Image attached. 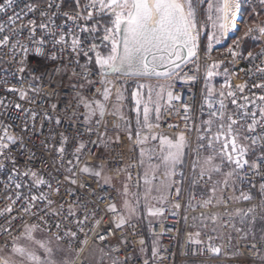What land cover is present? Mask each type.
I'll use <instances>...</instances> for the list:
<instances>
[{"label": "snow or ice", "instance_id": "snow-or-ice-1", "mask_svg": "<svg viewBox=\"0 0 264 264\" xmlns=\"http://www.w3.org/2000/svg\"><path fill=\"white\" fill-rule=\"evenodd\" d=\"M258 6L253 13L264 14V0ZM240 8V0H71L68 7L65 0H0V64L15 65L12 75L17 78L12 83L0 77V170L8 173L0 196L7 201L0 208V232L11 237L0 247V264H57L54 255L61 242L83 250L89 232L104 241L108 233L95 231L104 216L97 219L98 206L86 198L96 195L91 179L97 187L101 181L112 187L119 198L118 205L111 195L97 197L100 203L110 201L105 212L111 215L112 235L134 228V218L148 219L151 226L166 212L177 216L183 210L193 256L231 260L264 252V227L257 229L258 222L264 224V47L243 56L238 38L227 48L233 63L250 62L240 69L249 80L235 85V71L224 60L211 59L214 45L236 27ZM254 33L258 36L253 38L264 39V22L254 21L244 36ZM33 58L52 69L41 72L38 64L30 63ZM69 72V79L78 83L73 85L74 103L63 114L56 103L51 111L33 107L41 95L38 82L47 75L52 83L56 75ZM221 76L217 88L214 80ZM153 79L162 82H142ZM133 80L129 100L128 82ZM199 82L197 99L192 86ZM177 84L188 88L187 99L175 90ZM166 115L183 124L168 123L176 130L172 136L155 131ZM108 117L114 118L111 127ZM65 119L82 129L71 135L59 130ZM124 136L132 150L139 149V157L115 169L114 175L105 174L104 162L83 159L98 158L90 145H119ZM36 139L39 144L29 148ZM37 147L47 156L41 158L40 169L31 166ZM21 155L29 163L19 165ZM77 188L87 191L71 199ZM228 189L232 194L226 196ZM240 203L247 206L232 207ZM17 204L29 221L12 235L22 219L13 215ZM89 220L94 223L89 225ZM38 232L47 235L38 238ZM139 244L144 253L145 240ZM151 256L159 258L156 240ZM127 259L112 264H126ZM62 264L72 261L66 258ZM259 264H264V254Z\"/></svg>", "mask_w": 264, "mask_h": 264}, {"label": "built area", "instance_id": "built-area-1", "mask_svg": "<svg viewBox=\"0 0 264 264\" xmlns=\"http://www.w3.org/2000/svg\"><path fill=\"white\" fill-rule=\"evenodd\" d=\"M71 3V0H65V7H68V5ZM255 14V13H254ZM257 14H255L256 16ZM244 19V14L240 8L237 19L235 21L236 27L230 31L225 39L233 38L237 35V31L239 30L238 25H240ZM59 22V20H58ZM259 23V22H257ZM253 25V24H252ZM250 25V27H252ZM251 35L258 36V33H254ZM240 39V46L242 44L243 39L238 37ZM237 38V39H238ZM226 41V40H225ZM233 43H224L221 46H214V49L211 53V59L213 60H224L227 67H229L231 70L235 71L236 75L231 78V82L233 85L242 83L244 81H248L249 77L245 75L244 72L240 71V69H247L250 66V62L245 59H237L234 63L232 62V58L228 55H226L227 48L232 45ZM261 47H264V39H260V42L256 46L255 49H249L245 52L241 53L243 56H247L248 52L253 53H259ZM6 51V50H5ZM206 53V47L204 43L201 40V48H200V56L203 59L205 58ZM31 64H38L39 70L41 72H44L46 69L51 70L53 65L48 64L39 58H33L30 62ZM256 63H259V60L256 61ZM15 65L9 66L8 64H0V77H7L12 83H16V77L12 75V71L14 70ZM78 70V69H77ZM93 71H95V68L93 66ZM70 72L67 74H64L63 77H61L59 74L56 75L53 78L52 83H49V78L47 75L44 78L43 82H38L40 85L41 95L39 97H36V99L39 101V103L33 105V107L37 109H47L51 111L50 105L52 103L58 104V111L60 114H63V110L65 109L66 105L69 104L70 101H73V97L75 96V89L73 87L74 84L78 83L75 78L69 79ZM258 79V78H257ZM224 77H220L218 81L216 82V87L219 88L220 84L223 83ZM98 86V85H97ZM202 86V82H199L195 85H193V91L195 92L197 99H199V91L200 87ZM249 87H251V82H249ZM53 89L55 90L54 94L49 95L52 93ZM176 91H183L185 99L188 98L190 95L188 88L185 87L181 89L180 85L177 84L175 86ZM3 89H0V95H3ZM9 99H14V97L9 96ZM27 106V105H26ZM70 114V112H69ZM113 117H108L109 121V127H111V123L113 121ZM165 120L167 122H165ZM165 120H162L161 128L156 129L155 131L158 132H164L168 134L169 136H172L175 134L174 129H171L168 127V123H180L181 127L183 126L182 122L178 120V117L175 115H172L171 117H168L166 115ZM77 127H81V124H77L76 122L69 123L67 119H65V122L63 125L60 126L59 130L66 131L67 134L71 135L73 132L76 131ZM45 132L48 131V125H45ZM113 133L110 132V135ZM92 139H95V136L92 137ZM39 140L36 139L33 141V144L29 145V148H33V145H38ZM91 151L95 153L96 159H90L87 155L83 157L84 160H88L89 163L92 164H100L101 162H104L106 164L105 167V174L106 175H114V170L122 167L124 164L129 163L132 159H137V149L132 150L131 142L127 140V137H123V143L115 146L110 147H104L103 145H90ZM36 151L37 159L35 161L31 162V166L40 169L42 168L41 158L47 159L46 153L39 150V148L34 149ZM69 151H71V146H69ZM19 165H24L26 163H29L25 155L19 156L18 159ZM48 169L45 170L47 172ZM133 173L135 175V170H133ZM7 171L0 170V196L4 195L2 192L4 184L7 181ZM89 183L92 184V187L96 189V195L95 196H88L86 197L90 201H92L91 206L97 207V219L100 216H104V221L102 224L96 227V232H107L108 235L106 236V239L104 241H101L99 238H96L93 232H89L88 235V243L83 246V250H80L79 245H76V241H73V245H76L75 248H69V246L61 242L60 244L66 247L67 249L71 250L73 252V258H72V264H92L87 258H86V252L89 249V247L94 244L97 245L104 250L107 251L108 256L110 258V263L112 264V261L114 259H118L121 261H124L126 258V264H143L145 259H148L150 261V264H182L185 261H197V262H208V261H219L227 264H259V256L262 253H259L257 255H252V253H244L243 255H240L236 258H233L231 260L227 259L223 255H221L218 258L211 257L209 255H192V248L190 245L186 243V233L188 231L187 224L183 220V210H181L180 215L173 216L171 215V212H166L163 216L153 219L151 226L149 225V233L150 235H156L159 237V243L157 244L158 252H159V258L153 259L151 256V249L147 245V238L145 234L144 229V221L143 219L137 220L133 219L132 224L135 225V227H125L121 230L116 231L115 235H112V225L109 223V220L111 219V215L107 214L105 212V204L110 202L108 200H105L103 203H100L97 197H107L109 195L112 196V201L119 205L120 201L117 196L116 191L108 186L103 185V181L100 182L102 187H97V184L94 179L89 180ZM247 185L244 186V190H247ZM47 191V189H45ZM85 190L76 189L75 195L71 197V199H78L79 197L84 195ZM63 193V189H62ZM232 191L231 189H228L225 192V195H231ZM239 194V191L236 193ZM70 197L64 196V199L67 200ZM257 200L252 201V203H257ZM7 201L0 199V208L5 207ZM246 203H240V204H233L232 207H246ZM166 208H171L170 204L165 205ZM222 210V209H221ZM13 215L16 216H22V219H18L16 223L13 226L12 235H18L22 230V225L24 222L29 221V216L23 215L20 211V204H17L15 206V210L13 212ZM191 215V213L189 214ZM31 222L38 223V220L33 219ZM54 222V221H53ZM4 220L2 217H0V225H3ZM94 223L93 220H89L88 224L92 225ZM52 231H55V228L52 229ZM87 231V229H85ZM47 234V233H46ZM235 236L236 234L233 233ZM80 239H85L83 233H79ZM11 240L10 236L6 237V234L0 232V247L4 246L5 239ZM144 239L146 248V251L144 253H141L139 251L140 244L139 240ZM121 240H126V244H122ZM251 240V237H249V241ZM236 241H234L235 243ZM243 242H241L242 245ZM77 252L79 254L77 255ZM241 252H244L243 247L241 246Z\"/></svg>", "mask_w": 264, "mask_h": 264}, {"label": "trees", "instance_id": "trees-1", "mask_svg": "<svg viewBox=\"0 0 264 264\" xmlns=\"http://www.w3.org/2000/svg\"><path fill=\"white\" fill-rule=\"evenodd\" d=\"M253 7H256L259 10V6H258V0H243L242 2V12L244 14V19L242 21V27L239 30L237 36H239L240 38L243 39L242 44H241V49L243 52L249 50V49H255L256 46L258 45V43L260 42V39L257 40L255 38H253V35H249L247 37L244 36V33L247 31V28L250 27V25L253 24V22L257 21V18L261 19V22H264V14H260L258 15V17L255 16V14L253 13L252 9ZM234 40H237V38H232L231 40H228L226 43L229 42H233ZM256 43V46H254ZM226 66V64H225ZM220 77H216L214 80V83L216 85V82L218 81ZM129 87H128V92H129V100H130V92L132 90V88L135 86V81H129ZM139 157V149L137 148V159ZM144 221V229H145V234H146V238H147V245L148 247L151 249L152 246L149 244V237H150V233H149V220L148 219H143ZM264 227V224L261 223H257V229ZM40 233V232H38ZM43 235H47L46 233H41ZM38 238H40L39 235H37ZM264 253V252H263ZM73 257V252L69 251V249H67L66 247H64L63 245H59V250H57L55 252L54 255V259L57 261V264H62L64 259H69L71 260ZM203 264L204 262H197V261H185L182 264ZM219 264H227V263H219Z\"/></svg>", "mask_w": 264, "mask_h": 264}, {"label": "rangeland", "instance_id": "rangeland-1", "mask_svg": "<svg viewBox=\"0 0 264 264\" xmlns=\"http://www.w3.org/2000/svg\"><path fill=\"white\" fill-rule=\"evenodd\" d=\"M242 2H243V0H240V3H241V7H242ZM205 8L207 7L206 5L204 6ZM241 10H242V8H241ZM256 17H258V15H256ZM201 19L203 20L204 18L203 17H201ZM261 19H259V18H257V21L256 22H261L260 21ZM241 24L240 25H238V27H239V30L241 29V27H242V22H240ZM209 30H210V28H209ZM239 30L237 31V34H238V32H239ZM253 36H255V35H253ZM239 36H234L233 38H238ZM243 38V37H242ZM232 38H227V39H223L222 41H221V43L220 44H217V45H214V46H218V45H222V44H224V43H226L228 40H231ZM201 40H202V42L204 43V45H205V47L207 48V35L206 34H204V35H202V37H201ZM226 40V41H225ZM229 43H233V42H229ZM254 46H256V43H255V45ZM240 50L242 51V49H241V46H240ZM243 52V51H242ZM143 83H145V84H148V83H151V84H157V83H161L162 81H156V80H144V81H142ZM156 143H158V142H156ZM36 235H39L40 236V238H43L44 236H46V235H43V234H41V233H37ZM153 240H156L157 241V244L159 243V237L158 236H156V235H150V237H149V244L152 246V243H153ZM100 249H101V247H99V246H97V245H94V244H92L90 247H89V249L87 250V252H86V258L92 263V264H111L110 263V258H109V256H108V253H107V251L106 250H104V252L102 253L101 251H100ZM70 252H71V250H69ZM105 253H107V255L105 254ZM73 258V257H72ZM72 260V259H71ZM219 263H223V262H219V261H215V260H213V261H208V262H204L203 264H219ZM195 264H197V263H195Z\"/></svg>", "mask_w": 264, "mask_h": 264}]
</instances>
